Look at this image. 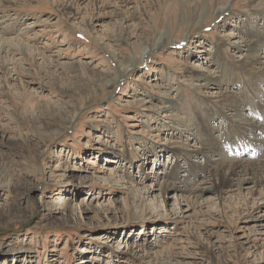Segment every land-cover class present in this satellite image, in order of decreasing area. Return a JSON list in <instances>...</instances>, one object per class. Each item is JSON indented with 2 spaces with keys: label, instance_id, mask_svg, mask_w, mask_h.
<instances>
[{
  "label": "rangeland",
  "instance_id": "374dc122",
  "mask_svg": "<svg viewBox=\"0 0 264 264\" xmlns=\"http://www.w3.org/2000/svg\"><path fill=\"white\" fill-rule=\"evenodd\" d=\"M263 35L264 0H0V264H264V187L209 183L263 163Z\"/></svg>",
  "mask_w": 264,
  "mask_h": 264
},
{
  "label": "bare ground",
  "instance_id": "6f19581e",
  "mask_svg": "<svg viewBox=\"0 0 264 264\" xmlns=\"http://www.w3.org/2000/svg\"><path fill=\"white\" fill-rule=\"evenodd\" d=\"M205 5V4H204ZM207 10L206 7H203V11L205 12ZM121 15V14H120ZM8 41V40H7ZM6 39H3L2 37H0V48L3 49L4 48V43L7 42ZM14 41V40H13ZM262 41V47L261 49H263L264 51V35L261 38ZM12 42V41H11ZM18 42V41H17ZM16 43V42H15ZM8 45V44H7ZM32 51V50H31ZM143 51V50H142ZM34 55V54H33ZM264 55V54H263ZM44 57V56H42ZM261 59V58H260ZM259 59V60H260ZM46 60V59H45ZM257 60V58H253L250 57L249 59L243 60L245 63H249L252 64V66H255V61ZM261 65H264V57L263 59H261ZM258 61V60H257ZM264 68V67H263ZM263 68H261V70H264ZM208 72V71H207ZM204 73V72H202ZM199 82V81H198ZM207 84V83H206ZM206 84L205 83H200L197 85L198 89H206ZM213 84H215L218 88H220L223 83L221 82H214ZM259 119L262 121V125L261 127H263L264 129V112L261 110L260 115H258ZM205 121V120H204ZM260 122V121H259ZM209 125V124H208ZM260 125H252L253 130H260ZM209 127V126H208ZM210 128V127H209ZM208 132H210V130L208 129ZM246 132V131H245ZM254 135V134H253ZM248 137L251 138V140L253 141V138L256 137L255 141L257 143L254 144V147L257 148H263L264 147V138L259 139L257 136H252L250 134L246 133H241L240 137L238 139V143H235L234 146L233 144H230L229 141L227 139H229L230 137L228 135L225 134L224 139L226 140L225 142L222 143V146L220 147V145L218 146V150H217V154L219 155L221 153V148L225 147L226 145H228V151L230 150L233 153H241L242 151V143H244V141L248 140ZM250 140V139H249ZM254 142V141H253ZM247 147V144L245 145ZM245 147V148H246ZM253 147V148H254ZM230 153V152H229ZM263 163L260 162H252V163H247L242 161H223L221 163L218 164V167L215 169V171L212 173L213 175L212 180L209 181V183L212 185V188L216 189L219 191L220 194H222L225 191V188H234L236 186H240L241 188H245V185H248V181H246V179L244 178V175H252L254 178L251 179L253 181L254 186H263L264 187V160L262 161ZM212 167V166H211ZM178 170V169H177ZM209 174V173H208ZM207 177V176H206ZM205 180V179H204ZM163 184V183H162ZM167 185V184H166ZM202 185V184H201ZM197 186V185H196ZM161 187V185H160ZM177 187V186H176ZM180 187V186H179ZM200 187V186H199ZM186 188V186H185ZM254 188V187H253ZM178 189V188H177ZM184 189V188H183ZM202 189V186L199 188V190ZM258 189V188H257ZM256 188L253 190V192H257ZM161 193L162 197L166 198V194H167V190L168 187L163 185V188L158 189ZM179 190V189H178ZM182 190V188L180 189ZM186 190V189H185ZM232 190V189H230ZM188 191V190H187ZM183 192V191H182ZM194 192V190H193ZM198 193V192H197ZM196 194H194L195 196ZM196 197V196H195ZM190 198V197H189ZM247 199V198H246ZM188 200V199H187ZM249 200V198H248ZM191 201V200H190ZM246 201V200H245ZM185 210V209H184ZM184 210H182L181 213L182 216L184 215ZM186 215V214H185ZM135 249V248H134ZM138 250H136L137 252Z\"/></svg>",
  "mask_w": 264,
  "mask_h": 264
}]
</instances>
